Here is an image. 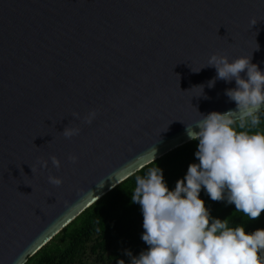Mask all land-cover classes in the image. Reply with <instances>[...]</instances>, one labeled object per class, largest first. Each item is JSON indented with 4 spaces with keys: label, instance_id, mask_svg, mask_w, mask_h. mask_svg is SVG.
Here are the masks:
<instances>
[{
    "label": "water",
    "instance_id": "obj_1",
    "mask_svg": "<svg viewBox=\"0 0 264 264\" xmlns=\"http://www.w3.org/2000/svg\"><path fill=\"white\" fill-rule=\"evenodd\" d=\"M214 54L264 72V0H0V264L191 142L200 113L234 110V80L208 87Z\"/></svg>",
    "mask_w": 264,
    "mask_h": 264
},
{
    "label": "clouds",
    "instance_id": "obj_2",
    "mask_svg": "<svg viewBox=\"0 0 264 264\" xmlns=\"http://www.w3.org/2000/svg\"><path fill=\"white\" fill-rule=\"evenodd\" d=\"M204 67H214L217 73L209 88L216 80L235 81L236 87L226 89L225 95L236 108L207 115L199 112L201 119L194 126L199 131L186 125L189 139L199 141L195 153L199 163L189 164L174 190H169L157 166L144 177L136 176L131 199L141 207V239L148 249L138 257L127 252L130 264H264V229L246 233L243 226L230 227L228 219L213 218L200 198L203 188L212 201L234 204L250 220L264 212V132L252 131L261 124L259 114L264 112V72L248 56L229 61L214 54ZM198 87L203 93V85ZM72 115L79 118L78 113ZM94 117L93 111L84 122L91 124ZM62 134L71 138L79 128L67 126ZM50 159L59 169L60 160ZM41 163L47 167L48 161ZM48 182L60 186L63 181L49 175Z\"/></svg>",
    "mask_w": 264,
    "mask_h": 264
},
{
    "label": "trees",
    "instance_id": "obj_3",
    "mask_svg": "<svg viewBox=\"0 0 264 264\" xmlns=\"http://www.w3.org/2000/svg\"><path fill=\"white\" fill-rule=\"evenodd\" d=\"M259 115L261 124L252 129L253 132H264V112ZM198 143L192 140L122 182L30 257L26 264H118L120 260L130 264L127 252L138 257L148 249L141 239L144 232L141 207L131 199L136 176L144 177L149 168L157 166L169 190H174L177 180L185 177L189 164L199 163L195 156ZM200 198L213 218L228 219L230 227L243 226L246 233L264 229V212L259 219L250 220L237 212L234 204L212 201L203 188Z\"/></svg>",
    "mask_w": 264,
    "mask_h": 264
}]
</instances>
